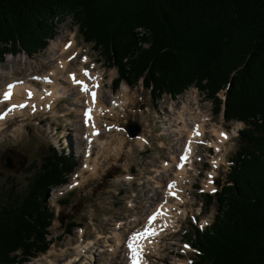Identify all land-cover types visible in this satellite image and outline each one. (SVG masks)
<instances>
[{
	"label": "trees",
	"instance_id": "obj_1",
	"mask_svg": "<svg viewBox=\"0 0 264 264\" xmlns=\"http://www.w3.org/2000/svg\"><path fill=\"white\" fill-rule=\"evenodd\" d=\"M68 19L117 70L115 89L142 81L160 100L196 87L216 117L242 121L226 181L203 195L215 220L187 237L190 264H264V0H0V62L43 52ZM64 161L54 152L23 194L0 199V264L49 249L46 199L75 166Z\"/></svg>",
	"mask_w": 264,
	"mask_h": 264
},
{
	"label": "rangeland",
	"instance_id": "obj_2",
	"mask_svg": "<svg viewBox=\"0 0 264 264\" xmlns=\"http://www.w3.org/2000/svg\"><path fill=\"white\" fill-rule=\"evenodd\" d=\"M56 33L57 36L50 41L49 47L43 52L34 54L32 57H28L24 53L16 58L8 56L4 62H0V103L4 102L2 101L4 100L2 92H5L4 85L6 83L17 79L27 80L34 77L36 73L41 75L49 73V76H52L50 67L56 68L55 71H61L62 69L57 66L62 61L59 59H64L66 56L68 58L65 61H69V66L73 62L75 64L73 72L86 66V69H91L89 70L94 74L93 76L101 75L103 94L101 102L98 104L101 105L100 107L110 108L111 105L117 104L121 108L113 110L110 114L98 115V117L109 115L108 127L116 132L111 133V131L110 135L103 137L98 144H94L91 157H87L86 149H84L87 142L82 134L85 131H81V120H83L81 115L85 105L80 107L75 104L77 101L80 105L84 104L85 95L79 98L77 94L66 91H63L61 98H67L61 102V99L57 100L56 107L53 106L52 110L44 111L45 105H37L34 109L29 108L23 113L15 115L13 119L9 118L4 125L0 123L4 126V131L0 132V197L4 196L12 183L20 191L23 190L45 157L52 153V147L67 152L70 157L77 160L78 165L69 177L67 187L70 189L66 193L62 192L63 196L52 194L53 189L49 191L47 201L56 215L53 226L50 228L49 240L52 242L50 249L57 254V257L49 259H52L53 264H68L79 257L77 261L79 262V259L82 261L78 264H105L110 261V257L99 255L105 254L103 252L108 250L112 252L114 245L119 241L118 239H121L120 250H122L123 262L127 263L128 258L125 253L127 237L133 231L145 226L146 221L143 223L141 221L146 219L145 216L152 206L151 202L155 201L151 198L156 193L155 191H165L166 187L164 188V186L167 180L163 179L165 173L162 171L167 169L168 173H172V177L169 179L177 177L173 169H175L179 153H175L174 145L175 139L178 141L180 135L171 133V130L178 132V129H185L184 124H181L184 122L183 118L178 119L179 113L183 110L182 103L185 100L190 105V114L185 112L188 117L195 118L199 122L204 119L210 121L205 122L206 136L203 138V142L194 143L196 149L192 165L186 168L188 172L186 177H183L185 179L182 178L183 181L188 179L190 183L188 182L189 184L183 187L184 192L181 194L185 202L184 205L180 211L174 213L179 227L163 232L160 239L150 242L153 245H146L147 248L149 247L146 250V258L148 264H190L194 250L191 248L187 250L186 246L191 244V241L186 238L187 235L193 231V225L200 228V223L203 226L202 229H205L207 224L213 222L216 214V206H211L206 210L207 212L203 211L204 207H200V203H203L201 195L208 192L214 194L226 181L232 156L240 145L239 129L244 128V125L238 121L229 122L222 114L216 117L213 114V103L207 101L204 94L196 88H190L177 100L164 95L159 101L152 98L150 91L142 83L134 88L122 83L115 91L112 81L117 77V71L109 69L104 59L95 53L90 45L83 42L71 19L57 24ZM55 40L62 42L61 49L64 43V46L69 42L74 43V46L69 49L70 51L63 47V50L69 51L67 52L69 56L62 55L63 50L58 51V48L57 58L54 59L52 43ZM75 52L74 56L79 58L80 54V58L70 61L69 57ZM84 58H87L86 63ZM5 76L10 77L6 78ZM65 76L68 78L67 73L64 72L61 77ZM37 81L41 85L33 83L39 89L36 91L42 92L43 81ZM90 85L92 87L93 84ZM54 88L57 91H62L59 87L54 86ZM75 92L78 93V91ZM190 95L197 97L195 104L193 101H189ZM75 96L79 99L75 100ZM221 97L224 99V93H221ZM112 99H117L124 105L111 104L114 101ZM50 102L52 103V101ZM5 105L0 106V113H3L7 108ZM195 105L198 108L195 109ZM110 108L106 110L111 111ZM176 118L178 119L177 124L175 123ZM130 122H138L141 125L142 132L138 137L142 139H138V137L133 139L128 136L125 127ZM115 126L120 127L116 128ZM222 133L226 134L227 138L222 139ZM85 138L87 139V137ZM143 139H146L147 142L144 143ZM123 140L127 142V145L120 150L118 145ZM204 142L206 145H202ZM197 143L201 144L196 145ZM103 147L109 151L105 156ZM9 149H15L24 154L28 158L27 167L32 166V169L29 171L25 169L17 175L7 173L3 169L1 156ZM100 152L104 159L108 158L104 165L102 159H97ZM18 162L21 161L18 160ZM86 166H89L90 169L84 170ZM94 167V173H98V171L99 173L92 178L89 172ZM211 174L215 180V187L213 185L207 187L211 182L209 179ZM177 181L180 182V180ZM176 190L179 191L180 188L176 187ZM164 197L163 195L160 197L157 201L158 204L168 200V197ZM170 202L171 205H175L176 200L172 199ZM183 213L187 215L182 216ZM194 219L197 220L195 224L193 223ZM73 223H76L77 227L71 232ZM86 247L90 248L89 257L91 260H88V256L78 255V249ZM43 257L40 255L38 258L42 259ZM32 262V264L40 263H37L35 259ZM44 263L49 264L47 261Z\"/></svg>",
	"mask_w": 264,
	"mask_h": 264
},
{
	"label": "bare ground",
	"instance_id": "obj_3",
	"mask_svg": "<svg viewBox=\"0 0 264 264\" xmlns=\"http://www.w3.org/2000/svg\"><path fill=\"white\" fill-rule=\"evenodd\" d=\"M61 44H62V42L57 41V40H55L52 43V46L54 47V52L52 54V55H54L53 56L54 59L57 56L56 51H57L58 48H59L58 51L63 50V47L66 49V47H65L66 45L64 46V44H63L62 49H61L60 48V45ZM70 44H71V47L67 48L66 50H69L70 48H72L74 46V43H70ZM65 49L62 51V55H68L67 52L70 51V50L69 51H66ZM75 54H76V52L71 57H73ZM74 57H75V59H73V60H76L78 58V56H74ZM67 58L68 57L65 56L64 59H59V60H62V61H61L60 64L58 63L59 65H57V66H59V68L62 69L61 71H59V72L58 71H55L56 68L50 67V70H52V72H51L52 73V76H49L50 75L49 73L47 75H44V74L41 75V74H37L36 73V74H34V77H30L27 80H25V79L24 80L23 79L18 80L17 79V80H14V81H11V82L6 83L4 85V87H6L5 91L7 90V86L8 85L11 84V85L14 86L12 88V96H11V99L8 100V101H6V102L4 100H2L4 102L0 103V106L5 105L6 103H9L10 106H11V108H13L14 105H26V106L25 107H22V108L21 107H16L15 110L10 111V112L7 111L6 112L7 115L5 117V120L2 119V118H0V123L4 125L5 124V121L7 122L9 118L10 119H13V117L15 115L21 114V113H23V111H25L26 109H29V108L34 109V107L37 106V105H45V108L43 109L44 111L45 110H52L53 109V106L56 107V104L55 103L57 102V100H60L61 99L60 100V102H61L62 99L66 98V97L61 98L62 95H63V91H66V92H69V93L73 92V94H77V96H79V98H82V97H84L83 95H85V100L87 101V103H85V101H84V104H81L80 105V103H78L79 101H77L75 104L77 106H80V107H82V106L85 105L84 106V109H83V114L81 115V118H83V120H81V131H85V133H82L83 134V137L84 136H88L87 139H84L87 142V144H86L87 147L85 146L84 149H86V152L85 153L87 154V157H91L92 151H93L92 146L94 144H96V143L98 144L103 137H106V136L110 135L111 133L116 132V130H113L110 133L107 130V125H108V121H109V118H110L109 115L108 116H105V117H98V115L110 114L113 110H117V109L121 108L120 105L113 104V103H119V104H123V103L118 102L117 99H115V100L112 99L114 101L111 102V104H113V106L111 105V108L110 107H100L101 105H99L98 103L101 102V98H102V94H103L102 89L100 87L101 86V83H102V77H101V75H97L96 74L95 76H93L92 72L88 71L91 74V76L94 77V79L88 80V78L83 75V72L86 69V66L83 67V68H81V70H78L77 72H73L74 71L73 68H74L75 64L72 61L73 64L69 66L68 65V62L69 61H65ZM79 58H80V54H79ZM59 60H58V62H59ZM56 61H57V59H56ZM64 72L67 73L68 78H66V76L65 77H61V75H63ZM70 73H75L76 74V78L78 80L84 81L87 85H88V82L93 83V85L94 84H98L99 85L98 88H92V87L90 88L89 87L90 91H95L97 93L96 102H95L94 105L92 103V97H91V95L90 94L89 95H86V94L82 93L81 92V89H80V86L73 84V81H72V79L70 78V75H69ZM5 77L8 78L10 76H5ZM36 78H39V79H36ZM37 80H41V81L43 80V82H42L43 91L42 92H40V91L37 92L36 90H39V89H38V87L36 85L33 84ZM47 80H51V82L48 83V82H46ZM54 86L61 88L62 91H57L54 88ZM122 88H124V87H122ZM75 91H78V93H76ZM2 93H4V91ZM29 93H31V97H29ZM49 93H50V95H49ZM190 97H191L190 98L191 100L188 98L189 101H193V103L195 104L196 101H197V97L194 96V95H190ZM79 98L75 96V100L76 99H79ZM2 99H3V97H2ZM50 101H52L53 104ZM50 103H51V105H50ZM59 103H58V105H59ZM182 104L184 105V106H182L183 110L181 112L179 111L180 112L179 113L180 116L178 117V119H180L181 117L183 118V121L184 122L183 123L180 122V123L181 124H184V128L185 129H178L179 130L178 132L175 131V130H171L172 131L171 133H179V135H180V138H179L180 140L178 139V141H177L175 139V145H174L175 153H179V155L177 156L176 165L179 164V163H182V161L180 160V157L182 155H184L186 145H188L189 141L191 142V144H190L191 152L188 155L187 162L184 163V167L183 168H180L179 167V169H180L179 170L177 168V166H176V169L177 170L176 169H173V172H175L177 174V177H181V178L186 177L187 172H188L186 170V168L189 167L190 165H192L193 157H194V151L196 149L194 143L197 142V141H198V143L199 142H203V138L206 136V129H205V127H206L205 124L206 123L205 122H209L210 121V120H205L204 119V121L200 120V122H199L195 118L188 117L187 113L190 114V112H189L190 105L187 102H185V100H184V102ZM68 107H71V106H68ZM89 108L92 109L91 114H90L91 115V119H88L87 120V123H86V119L87 118L85 116V111H86V109H89ZM107 108H110L112 110L111 111L110 110L107 111L106 110ZM194 108L196 109V108H198V106L195 105ZM185 112H187V113H185ZM206 117L208 118L207 115H206ZM178 119L177 118L175 119V123L176 124L178 123ZM238 122L239 123H242L240 121H238ZM115 127L118 128L120 126H115ZM87 129H89L88 130L89 133H88ZM197 129H198V131L200 133V135H198V136L196 135V130ZM3 131H4V126L0 125V132H3ZM214 131L215 132H218L217 130H214ZM183 132H184V135H183ZM0 135H1V133H0ZM182 136L185 137V138H183ZM223 138H225V135H222V139ZM116 141H118V140L116 139ZM143 142L145 143V142H147V140L146 139H143ZM105 143L108 144L109 142H105ZM119 144L120 145H118V146H119V148L121 150V149L124 148L125 145H127V142L125 140H123V142H119ZM210 144H212V143H210ZM103 149L105 150V147H103ZM108 153H109V151H106V150L103 152L104 156L107 155ZM97 159H102V164L103 165L108 160V158L107 159H104V157L101 156V152H100V154H99V156H98ZM89 169H90L89 166H86L84 168V170H89ZM94 170H95V167H94V169H92L91 172H89L90 173V176L92 178H94L99 173V171H98V173H94ZM168 172H169V170H167V169L165 171H162V173H165V177L163 179H165V181L167 180V183L170 180H172V179H169V178L172 177L171 176L172 173L170 174ZM173 179L176 180L175 178H173ZM183 179H185V178H183ZM167 183H166V185H167ZM170 184H173L172 181L170 182ZM166 185L164 186V188L166 187ZM211 185H213V184H211V182H209V185L207 187H209V186L211 187ZM158 188H160V187H158ZM180 188L182 189L183 186L180 185ZM68 189H69L68 187L60 188V189H57L56 192H58V193L64 192L65 193V192L68 191ZM177 191L175 190V187H172L171 189L169 187H167V191L166 192L165 191L164 192H162V191H160V192L159 191H155L156 193L151 196V198L154 199L156 202L155 201H153V203L151 202L152 206L150 207L149 213L146 214L147 215V216H145L146 219L144 221H141V223L147 221L148 217L151 214H153L154 212H156V210L158 208H160V214L158 215L157 219L155 220V222L152 225V228L155 230V232L157 234L154 235V236L149 237L148 240L143 241V244H144V261H143V264H148L147 258H146V256H147V253H146L147 251L146 250L149 249V247L147 248L146 245H149V246L150 245H153L150 242L153 241V240L160 239V237L163 235V232L168 231V230H171L173 228L177 229L179 227L178 222H177V219L174 217V213H176V211H180L181 210L180 208L184 205L185 202H184L183 198L181 197V194L184 191L181 190V192H179V194L177 193ZM173 193H174V195H173ZM52 194H54V193H52ZM165 194H166L165 197L178 196V197L181 198V200L180 201L179 200H176L175 205H171V204H169L167 202H163L161 204H158L157 201L160 199V197L162 195L164 197ZM170 201H172V199ZM182 210H184V209H182ZM183 215H187V214L186 213H183L182 216ZM118 240L119 241L117 242V244L114 245V249H113L112 252H110L108 250L107 252H103L105 254H100L99 255V256L107 255L108 258L110 257V259H109L110 261L107 262V263H105V264H121L123 262L122 250H120V248H121L120 247V244L122 242H121V239H118ZM96 245H97V243H96ZM126 249L128 250L127 246H126ZM89 250H90V248H88V247L82 248V249H78V251H79V254L78 255H80V256L81 255L82 256H88L89 257ZM101 252H102V250H101ZM50 257H57L56 252L55 251H52V249H50L48 251V253L46 255H44V257L42 259L37 258L35 260L37 261V263L40 262L39 264H43L44 261H47L49 264H53L54 262L52 261V259H49ZM78 258L79 257H76V260H74V261L72 260L68 264H78L79 262L82 261V260L79 259V262H78L77 261ZM88 260H91V258L89 257ZM73 262H75V263H73ZM32 263H29V264H32Z\"/></svg>",
	"mask_w": 264,
	"mask_h": 264
},
{
	"label": "snow or ice",
	"instance_id": "obj_4",
	"mask_svg": "<svg viewBox=\"0 0 264 264\" xmlns=\"http://www.w3.org/2000/svg\"><path fill=\"white\" fill-rule=\"evenodd\" d=\"M65 47L67 49V48L71 47V44L69 43ZM69 59L70 60L71 59H75V57H69ZM84 61L86 63L87 62V58H84ZM69 75H70V78L73 81V84L80 86V89H81V92L82 93H84L86 95H89V94L91 95V97H92V103L94 105L95 102H96L97 93L95 91H90L89 86L84 81L78 80L76 78V74L75 73H70ZM83 75L85 77H87L88 80L94 79V77L91 76V74L88 72L87 69L84 70ZM36 79H39V78H36ZM13 87L14 86L11 85V84L7 86V90L4 92V96H3V99H4L5 102L11 99V96H12V88ZM92 87L98 88L99 85L98 84H94V85H92ZM49 95H50V93H49ZM29 97H31V93H29ZM85 103H87V101H85ZM25 106L26 105H14L13 108L9 109L8 111L9 112L10 111H13V110H15L16 107H21L22 108V107H25ZM91 111H92L91 108H89V109H87L85 111V116L87 118L86 119V123H87V120L88 119H91V115H90L91 114ZM0 118H3V117H0ZM196 135L197 136L200 135L198 129L196 130ZM222 135H225V138H227L226 134H223L222 133ZM190 144H191V142L189 141L188 145H186V147H185V153H184V155H182L180 157V160L182 161V163H180L178 165V167H180V168H183L184 167V163L187 162L188 155L191 152ZM172 187H174V184H169V188L171 189ZM213 191H215V189H213ZM173 195H174V193H173ZM159 214H160V208H158L156 210V212H154L150 217H148L147 223H146L145 227L143 228V230H139L138 229V230L132 232L127 237L126 246L128 248L129 264H143V261H144V244H143V241L148 240L149 237L154 236V235L157 234L155 232V230L152 228V225L155 222V220L157 219V217H158Z\"/></svg>",
	"mask_w": 264,
	"mask_h": 264
},
{
	"label": "water",
	"instance_id": "obj_5",
	"mask_svg": "<svg viewBox=\"0 0 264 264\" xmlns=\"http://www.w3.org/2000/svg\"><path fill=\"white\" fill-rule=\"evenodd\" d=\"M127 130L131 137H136L141 133L142 127L137 122H130L127 126ZM2 160L5 170L9 172L18 173L24 167L22 161H25L26 158L23 157L20 153H17L12 150H8L3 154ZM16 160H19L21 162H18Z\"/></svg>",
	"mask_w": 264,
	"mask_h": 264
}]
</instances>
